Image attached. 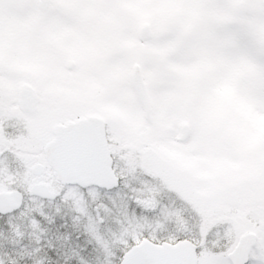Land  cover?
Listing matches in <instances>:
<instances>
[{
  "label": "snow or ice",
  "instance_id": "1",
  "mask_svg": "<svg viewBox=\"0 0 264 264\" xmlns=\"http://www.w3.org/2000/svg\"><path fill=\"white\" fill-rule=\"evenodd\" d=\"M0 264H264V0H0Z\"/></svg>",
  "mask_w": 264,
  "mask_h": 264
}]
</instances>
